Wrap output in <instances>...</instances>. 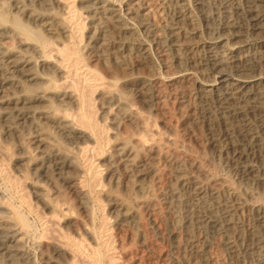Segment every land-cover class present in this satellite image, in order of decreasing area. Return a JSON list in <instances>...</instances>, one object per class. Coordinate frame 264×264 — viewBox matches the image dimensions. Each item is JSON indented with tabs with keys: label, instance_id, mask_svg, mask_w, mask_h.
<instances>
[{
	"label": "bare ground",
	"instance_id": "obj_1",
	"mask_svg": "<svg viewBox=\"0 0 264 264\" xmlns=\"http://www.w3.org/2000/svg\"><path fill=\"white\" fill-rule=\"evenodd\" d=\"M0 182V264H264V0H0Z\"/></svg>",
	"mask_w": 264,
	"mask_h": 264
},
{
	"label": "rangeland",
	"instance_id": "obj_2",
	"mask_svg": "<svg viewBox=\"0 0 264 264\" xmlns=\"http://www.w3.org/2000/svg\"><path fill=\"white\" fill-rule=\"evenodd\" d=\"M211 172L213 173V172H215L213 169L211 170ZM213 174H215V173H213ZM0 189L3 191V192H5V195H6V197L9 199V201H10V203H12V201H13V203H12V205L13 206H16V207H19V204L20 203H18V201H16V199H15V197L12 195V193H11V191L10 190H8L7 188H5L4 187V185H2V183L0 182ZM10 194V195H9ZM9 195V196H8ZM11 197V198H10ZM15 203V204H14ZM20 210L22 211V212H25L24 214L26 215V218H28V221L30 222V224H32V226H34L35 228H37V226H38V223H37V220H36V218L34 217V215H32L31 213H29L26 209H24L23 207H21L20 208ZM25 210V211H24ZM27 212V213H26ZM31 216V218H30V216ZM34 220H35V223H34ZM33 227V228H34Z\"/></svg>",
	"mask_w": 264,
	"mask_h": 264
}]
</instances>
